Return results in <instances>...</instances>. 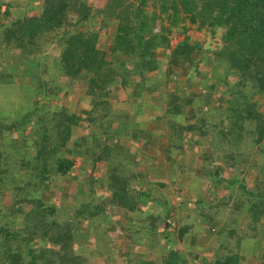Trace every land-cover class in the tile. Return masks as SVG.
Masks as SVG:
<instances>
[{"label":"trees","instance_id":"1","mask_svg":"<svg viewBox=\"0 0 264 264\" xmlns=\"http://www.w3.org/2000/svg\"><path fill=\"white\" fill-rule=\"evenodd\" d=\"M31 2L0 0V85L25 91L22 108L0 103V203L8 198V205L0 204V264H91L93 256L110 261L108 232L117 223L104 205L112 200L130 215V243H143L159 257L155 264H241L242 243L258 239L256 260L264 264V152L253 161L245 150L264 146V0H39L29 13ZM190 27L210 38L219 34V44L192 41ZM108 31L110 59L97 48L100 33ZM173 35L181 38L170 45ZM178 76L182 81L170 89L169 80ZM164 87L157 118L163 128L158 123L155 132L150 117H137ZM112 90L124 111L112 108ZM76 93L88 101L89 109L80 110L84 119L71 100ZM59 97L69 98L73 110L52 104ZM78 125L87 132L72 139ZM159 137L151 155L143 154ZM202 142L209 149L200 150ZM189 150L198 153L195 165L181 167ZM160 155L168 164L165 180L151 181L148 171ZM77 159L88 176L61 217L59 183ZM230 169L243 176L225 177ZM205 181L209 199L185 204L182 189L194 186L187 192L196 193ZM219 188L225 195L217 194ZM170 189L181 200L175 207ZM200 220L224 236L209 260L178 248L197 234ZM89 230L92 251L75 243Z\"/></svg>","mask_w":264,"mask_h":264},{"label":"rangeland","instance_id":"2","mask_svg":"<svg viewBox=\"0 0 264 264\" xmlns=\"http://www.w3.org/2000/svg\"><path fill=\"white\" fill-rule=\"evenodd\" d=\"M5 1H7V0H5ZM14 1L16 3H19V4H22V2H23V0H14ZM88 1H90L94 5L95 4L99 5L101 3V1H103V0H88ZM37 3H39V0H32L31 5L29 6L30 9L28 10L29 13L35 12V10H34V8H32V6L35 7V4H37ZM22 9L23 8H18L17 10L21 11ZM25 10H27V8ZM9 19H11V18H9ZM3 21H6V19H3ZM93 29L97 30V27L94 26ZM188 35L192 41L203 44L205 47L206 46L215 47L217 44H219V34H217L215 38H210L206 32L197 31V30H195L194 27H190ZM111 36H112V34L109 31L107 32V34L105 36H103V34L100 33L99 38L97 40V48L100 51H103L104 53H106V57H105L106 59L111 58V56L107 53V47H108V44L112 38ZM180 38L181 37L173 35V38L170 41V45H174L177 41L180 40ZM32 59L34 60V58H32ZM181 79H182V77L178 76L175 78V80H176L175 82H174V80H169V82L167 84L168 87H170V89L173 90L174 89L173 87L177 83L179 84L180 81H182ZM12 87L13 86L8 85V84L0 85V103H4L5 101H10V102L13 101L14 102L13 106L15 105L14 106L15 108L19 107V106H21V108H22L23 101L20 100V99H22L20 96L22 93L24 94V92H25L24 88H23V86H21L20 88H18V87L12 88ZM9 88L10 89L12 88V90L9 91ZM5 91H9L8 92L9 98H7V100H6V98L4 99V96H3V93ZM164 92H166L165 87H164V89L161 90V94H157V97L155 100L152 99L153 97H150L149 99H151V100H149V103H150L151 108H144L142 114H140L137 117L139 120H142V121L146 117H150L152 120L147 122L148 127L150 126L153 129V126H154L153 130L155 132L156 131L160 132V130H161V129L159 130L160 126L157 127L156 124L160 123L161 127L163 128L162 122L161 121L159 122V119H157V118H160L161 98L163 97ZM32 95L34 96L35 94L32 93ZM60 96H61V94H60ZM70 96H71V100L77 101L76 104H78V106L84 107V109H86V107L88 106V104H87L88 101H86L81 94L76 93L75 95L71 94ZM30 98H29V100H30ZM108 99L110 102L112 101V102L118 103V109L119 110L124 111V109L126 108L125 102L121 101L122 99L119 97L118 92H115L114 90H112L110 92ZM68 101H69V98H67V97H59V99L54 100L52 102V104L61 105V106L64 105V106H67V108H71L72 102L70 104ZM3 106H2V108H3ZM78 106H76V108H77L76 110H79ZM25 109L27 111L30 110L29 106L25 107ZM71 109L73 110V107ZM81 109H83V108H81ZM154 109H156L158 112L154 111ZM0 110H2V109L0 108ZM24 110H23V113L25 112ZM6 111H7L6 113H8V112L10 113V110L9 111L6 110ZM3 112H4V109H3ZM109 126H110V124H109ZM83 127H84V125L81 128H79L78 133L85 135L87 130ZM116 136H117L116 138H118V135H116ZM162 140L163 139L161 137L156 138V139L155 138L152 139L151 141H149L147 149L142 150V153L146 154V155H151V152L154 149L153 146L155 145L156 141H162ZM124 141H126L127 143ZM124 141L122 140L121 143L124 145L125 148H128L130 142L128 140H124ZM130 145L132 147L136 148L138 146V143L132 142V144H130ZM67 146H69V145H67ZM262 146L263 145H261L260 147H262ZM198 147L202 151H206L207 149H209V147L206 145L205 142H202ZM253 148H254V146H253V144H251L245 150L247 151L248 154L252 155V156L250 155V160L256 161L257 153L264 152V146H263V149H259L258 152L256 150L251 152V150ZM197 154L198 153H195L194 151H191V150L186 151L184 153V156H183L184 157V163L181 164V167L186 168L189 166H194L195 165L194 158L198 156ZM36 161H37V159L33 158V162L36 163ZM138 161H139L138 167H136L137 168L136 170L141 171L144 168V164L142 163V161H140V160H138ZM154 165H156L155 168L149 169V171H148V177H149L148 179H150L151 181H157L158 179H160L162 177V179L165 180L164 176H165V172H166L168 164L167 165L165 164V161L161 155L158 156L157 160L154 162ZM215 165H218L217 167L223 168V166L219 163H216ZM98 170L101 171L102 168L98 167ZM223 175L225 177L226 176L227 177H232V176L235 177V175H237L238 178H241L243 176V175H239V173L236 170H232V169L225 170ZM87 176H88L87 166L85 165V163L84 164L82 163V160L77 159L75 161L74 165L72 166L70 172L68 173V176L65 177V179H64V181H62V183H59V185H60L59 187L62 189L60 191L61 192V198L59 197V199H58V204L60 206H62L61 217H64L67 213L66 211H69L70 207H72L74 205V199H73L74 194L75 195L78 194L77 197L78 198L80 197L79 194L81 193V189H82L81 184L84 181V179L87 178ZM175 179L176 178H174V180ZM249 179H250V177L248 176L247 180H249ZM167 180L168 179H166V181ZM184 181H185V179L182 178L181 182H184ZM207 185H208V183L206 181L202 182V185L198 184L197 185V188H198L197 191L198 192H196V193L187 192L188 189L194 188V186H189V187L186 186V189H182V191H181L182 200L186 201L185 204H188V203H192L194 201V199L195 200L209 199L210 191L206 190V188H205ZM169 188H171V187H169ZM170 191L171 192L169 194L170 195L169 198L172 202L171 204L173 205V207H175L176 205H179L178 203L181 200L177 201V199H175L174 194H173L174 191L172 189H170ZM225 193H226L225 190L220 189V188L217 189L218 195H225ZM43 197L46 198V195H44ZM103 201H104L103 204H105L106 203L105 200H103ZM111 203L112 204H109V203L105 204L104 208H105V211L107 212V214L111 217L112 223H117V225H115V227H113L112 231L108 232V234H110V236L112 238V240H111L112 241L111 247L113 249L111 252L112 258L109 261V260H106L105 257L93 256L91 264H116V262H118V255H119V253H118V242L120 243V239L118 237V216H120V215H118V207L115 206V204L113 203V200ZM0 204H1V206L2 205L3 206L8 205V198L2 199ZM185 204L183 205V211H187V209L189 210V207L187 208ZM124 214L122 213V216H125ZM174 214H175L174 217H179L180 212H176ZM223 222L229 223L230 217L225 215ZM261 223H262V227L264 230V220H262ZM240 226H241L240 228H243L241 224H240ZM195 227H198L200 229L197 231V234L193 238L191 237L192 240H189L188 243H186V241L182 242L183 244H185V243L186 244L181 246V247L179 246L178 248H180V250H182L184 255H186L188 253H196V255H198L200 258L202 257V258H205L206 260H209L212 257V254H213L215 248L217 247V245L219 243L220 244L223 243L224 236L221 234L220 231H218V227L214 228V231H211L212 226L207 227V225H205L203 220L198 221L197 224L195 225ZM85 229H87V226L83 225V228L81 227V232H83ZM87 235H88V238H85L84 236L83 237L82 236L81 237H75V239H76L75 243H76V245L83 244L85 246H89L90 251H92L93 242L90 240L91 237H89V236H91L90 230L88 231ZM261 245H262V240H260V239L254 240L251 243V246L248 244L242 243L243 252H245V254H246V257L241 260L242 264H259V260L257 261L256 259L259 255V248L261 247ZM75 251H78V249H75ZM250 257H252V258H250Z\"/></svg>","mask_w":264,"mask_h":264},{"label":"crops","instance_id":"3","mask_svg":"<svg viewBox=\"0 0 264 264\" xmlns=\"http://www.w3.org/2000/svg\"><path fill=\"white\" fill-rule=\"evenodd\" d=\"M111 105H112V108L114 110H118V103L112 102ZM74 106H78V104H75ZM81 108H83V109H81ZM78 109L79 110H77V112L79 113L80 119H84V115L80 114V110H88L89 106H87L86 109H84V107L78 106ZM82 126L83 125H78L77 127L72 128V131H71V138L72 139L82 135V134L78 133L79 128H81ZM83 128L86 129L85 126ZM68 145H69V142H68ZM122 213L123 214L125 213L124 214L125 216H122ZM118 215H120V216H118V237L120 239V243L118 242V253H119L118 264H126V262H127L126 260H128V259H129V261H131L135 264H155L157 262V260L159 259V257H157L154 254L150 255L147 251L148 248L145 247V245L143 243H139V244H135V245H132L130 243L129 232L126 230L127 222L130 221L128 218L129 217L128 213L125 210L118 208ZM251 243L252 242L248 243V245L251 246ZM142 254L145 255V256H142V258L143 257H147V258H145V259L144 258L143 259L138 258ZM250 258H252V257H250ZM241 264H242V261H241Z\"/></svg>","mask_w":264,"mask_h":264},{"label":"built area","instance_id":"4","mask_svg":"<svg viewBox=\"0 0 264 264\" xmlns=\"http://www.w3.org/2000/svg\"><path fill=\"white\" fill-rule=\"evenodd\" d=\"M190 264H199L196 260L191 261Z\"/></svg>","mask_w":264,"mask_h":264}]
</instances>
